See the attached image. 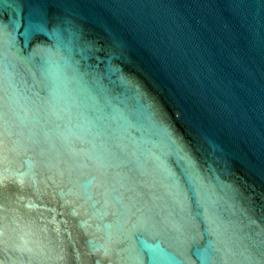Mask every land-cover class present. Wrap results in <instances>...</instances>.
Wrapping results in <instances>:
<instances>
[{
	"label": "water",
	"instance_id": "95a60500",
	"mask_svg": "<svg viewBox=\"0 0 264 264\" xmlns=\"http://www.w3.org/2000/svg\"><path fill=\"white\" fill-rule=\"evenodd\" d=\"M0 264H264V0H0Z\"/></svg>",
	"mask_w": 264,
	"mask_h": 264
}]
</instances>
